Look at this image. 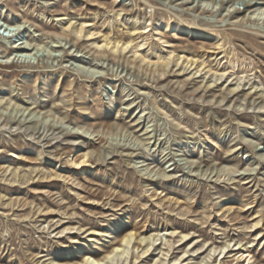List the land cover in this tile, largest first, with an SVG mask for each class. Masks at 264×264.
<instances>
[{
	"label": "rangeland",
	"instance_id": "1",
	"mask_svg": "<svg viewBox=\"0 0 264 264\" xmlns=\"http://www.w3.org/2000/svg\"><path fill=\"white\" fill-rule=\"evenodd\" d=\"M111 1L0 0L9 9L0 12V40L10 35L27 42L38 33L40 44L31 57L12 63H1L6 57L0 49V96L17 100L0 105L1 120L13 123L0 127V264H47V251L63 255V248L73 264L84 253L102 259L128 232L136 237L129 258L139 237H153L135 264L162 258L166 264H264V109L256 107L264 94L249 89L264 82V0H153L159 9L118 0L115 9L123 11L114 17L96 5ZM21 4L48 15L62 14L70 4L72 22L85 18L86 27L101 33L120 20L151 17L143 51L157 43L162 53L198 52L207 62H170L160 74V63L140 62L128 49L100 54L85 36L40 35ZM163 10L235 35L222 48L196 34L165 32L168 42L162 43L150 34L161 17L168 19ZM96 12L101 14L93 20ZM240 33L253 34V41ZM224 50L238 65L209 57ZM27 74L36 83L25 81ZM84 153L85 164L74 166L71 159ZM122 214L129 223L112 234L88 238L84 232H102ZM179 231L188 236L179 241ZM169 238L173 246L162 255ZM118 261L123 264V257Z\"/></svg>",
	"mask_w": 264,
	"mask_h": 264
},
{
	"label": "bare ground",
	"instance_id": "2",
	"mask_svg": "<svg viewBox=\"0 0 264 264\" xmlns=\"http://www.w3.org/2000/svg\"><path fill=\"white\" fill-rule=\"evenodd\" d=\"M116 1H118V0H112L109 5H105L102 2H97L96 5L104 6L105 11L103 10V12H107L108 14L112 12V17H114V16H119L121 14V11H123L122 8L115 9ZM140 1L144 5H148L152 9L157 8L155 3L153 2V0H140ZM10 4H12V7H13L14 3L11 2ZM139 5H140V3H139ZM12 7H11V9H12ZM24 7H25L24 4L20 5V8H22V10L24 12L26 11V13H30L32 16H34V18L31 19L32 20L31 22L34 25L39 27V31L38 30H36V31L40 32V35L48 34L50 36L51 35H57V36H65L66 37L67 35L71 34L74 36V38H78L80 36H82V37L85 36L88 38L87 41H90V45H93L96 49H98V50H94V51L97 53L99 52L100 54H105L106 50L110 51L111 54H116V53L120 54V53H122L128 49L127 53L128 52L131 53L130 57L136 58L140 62L154 63V65H155V63H158V64L160 63L158 69L155 70L157 73L159 72L160 74L164 71V67L170 62H172V63H179L180 62V63H186V64L197 63L196 64L197 66H200V63H206L207 62V61H205V57L203 55L201 56L198 52H197L198 57H196V56L188 57L185 53H183V52H185L184 50H183V52H176L174 49H169V48H168L169 50L167 52L164 51L165 53H162L159 51L162 48V45H158L157 43L152 44L151 48L147 49L146 51H143L142 47L146 44V40H147V37L149 35V33L145 31L149 26V24H147L146 22L150 21L151 17L144 18V21L142 23L138 22L139 21L138 17H133L130 21L123 22V23L120 20V24L114 25V27L112 25V27L108 28L105 32H103L101 30L103 32V33H101L100 31L94 32L91 29V27L90 28L86 27L84 24L88 20H86L85 18L84 19L80 18V19H77L74 22H72L73 18H74V17H72L73 14L71 15V14L67 13V11H69L73 8L70 4L61 8L64 11V13L56 14V15H48V14H46L45 10H43V9L35 11L34 8H33L34 10L32 8L30 10H26V8H24ZM50 8H51V6H49V7L45 6L44 9L49 10ZM53 8L55 9V7H53ZM157 9H159V8H157ZM3 11H9V9H8V7L6 8L5 6L0 5V12H3ZM163 11L168 14V16H169L168 19L161 17L160 20H158L157 23H155L154 26H152V28H151V30L155 31L156 33L150 34V35L156 36L157 39L160 40L162 43L168 42V40H166V38L164 39L165 32L170 33L172 35H184V36L196 34L197 37L200 38L201 40L214 41L215 48H222L224 46L223 43L224 42L229 43L231 37L235 35L233 33L234 31L229 32L224 28L221 29V28H216V27H203V26L198 25L196 22H194L192 20H187V19H183L179 16H176L175 14L171 13L168 10H163ZM256 11H259L258 12L259 15H261L263 13L261 8H256ZM100 14L98 15V12H96L94 14H91V16L93 15V20H94V19H96L97 16H100ZM172 17H173V20L169 21L172 19ZM88 19H90V18L88 17ZM2 26H3V24L0 25V27H2ZM5 26L7 28L9 27L8 24H6ZM117 26H119V27L122 26L120 33H118L119 31L117 30ZM58 29H60L61 34L57 33ZM31 32L34 33V31H31ZM124 33L127 34V36H125ZM95 34H99L100 41H97L96 38H92ZM37 35H38V33L37 34L34 33L33 35H31L30 36L31 38L28 39L27 42H19L15 39L13 40L12 36H10V35H4V36H7L9 38V40L8 41H5L3 39L0 40V49L2 50L3 53H5L4 57H6V59L2 60L1 63H12V61L15 60V58H17V57L18 58L19 57H25V58L31 57V54L29 52L35 46L38 47L40 45L39 42L37 43ZM240 36L247 39V40L253 41V38H252L253 34L249 35L246 33H240ZM72 40H73V38H72ZM169 41H170V39H169ZM50 47H51V45H50ZM174 48H175V46H174ZM149 50H150V52H147ZM221 52H224V55L217 57V55ZM151 54L154 55V58H155L153 61H152L153 57L151 56ZM202 54H204V53H202ZM211 55H213L212 61H214V63H220V61L223 59L224 60L223 63H226L228 65L227 67L236 66L235 63H237V62L235 61V59H232V57H230V50L219 51L215 54L211 53V54H209V57ZM206 57H208V56H206ZM209 60H210V58H209ZM24 62L25 61L23 60V63ZM28 63H30V61H28ZM130 63H132V62H130ZM238 63H237V65H238ZM246 66H248V65L245 64L244 67H246ZM210 70H212V68H208L206 70V72H209ZM244 71H246V70H244ZM32 73H33V71H32ZM213 74H214V76H216L215 73H213ZM223 74L224 73H220L219 77H221ZM31 75H35V74H31ZM249 75H251V74H249ZM240 78H242V77H240ZM29 79L30 80L32 79V77L30 75L27 74L24 76L25 81H28ZM31 81L35 82L36 79L34 78ZM50 82H51V79H49L47 77V80L45 83L49 84ZM257 84L261 87V90H259L257 88L258 87ZM257 84L253 82L252 85L249 87V89L250 90L254 89L255 93L261 92L264 94V82L260 81ZM12 98H14V97L12 96ZM12 98H10V97L4 98L1 95L0 96V105L1 106L3 104L8 105L11 103L15 104L17 100H12ZM256 107L260 111H262L264 109V97H263L261 103L258 104V106H256ZM10 122H11L10 119H7L5 121L1 120V114H0V127L7 126L8 124H13L12 122L11 123ZM14 145H16V144H14ZM34 153L37 156V158H39V159L42 158L41 157L42 151L36 149L34 151ZM14 155H15V153H14ZM85 157H87V159H85ZM87 160H88V154L84 153L82 156H80L77 159H71V163L74 166L79 167V166H82L83 164H85V162ZM42 167H44V166H42ZM51 174L52 173H49V175H51ZM19 175L20 174H17L16 177L19 178L20 177ZM49 175L44 176V177H48ZM56 176H59V174H56ZM18 178H15L14 181H17L16 179H18ZM11 181H12V179H11ZM227 200H228V198H227ZM224 201H225V199L223 198V199H220V201L218 203L222 205L224 203ZM125 218L126 217L124 216V214L117 216L111 223H109L107 225V228L102 232L97 231L93 227L85 229L84 232H87L88 238H91L90 236H92V235L103 236L105 234H112V232H115L122 225H124V224L126 225V223H129V220L125 221ZM258 222H259V219H258L257 223ZM74 228H76V227H74ZM64 229H72V228L65 227ZM77 229L82 230L80 227H77ZM175 233H176V229L174 226L170 231V236H173ZM177 234H179V241L184 240L188 236V233H183L181 231H179ZM135 238L136 237L134 236V233L128 232V233L123 235L120 247L119 246L115 247L114 252H110L109 254H107L106 257H104L102 259L91 258L88 254L84 253L82 255V257H83L82 261H80L79 263L80 264H117L119 262L118 260H120L123 257V264H135L138 258L145 257L144 255L149 251V246H151L153 244V242H152L153 237L151 235L139 237L138 246L143 244V243H144V245L142 246V248L140 250H138V246L132 245V247H134V249H135V253L133 254L131 251V253H130L131 255L129 258L128 257L129 245L131 244V241ZM163 245H166L168 249H166V252H165V250L162 251V255H167V252L170 250L169 248H171L173 246V240L170 238L166 239L165 242L163 243ZM224 247L225 246L223 245L221 248L224 249ZM61 250L64 251L63 255H57V254L53 255V253L51 251H47L45 256L51 255V257L44 259L45 261L47 260V264H73L71 262L72 259L71 260L69 259L70 251L65 249V248H63ZM61 250L57 249V251H61ZM77 250L82 251V247H77ZM185 253H188V250H184L182 255H180L178 258H175L174 260L180 259V257H182ZM155 263H156V261H155ZM159 264H166V262L162 258V259H160Z\"/></svg>",
	"mask_w": 264,
	"mask_h": 264
}]
</instances>
